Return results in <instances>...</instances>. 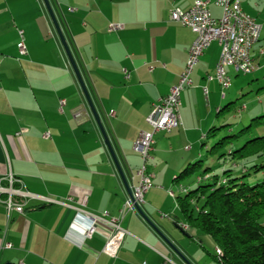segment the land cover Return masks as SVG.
Masks as SVG:
<instances>
[{"label":"crops","instance_id":"crops-1","mask_svg":"<svg viewBox=\"0 0 264 264\" xmlns=\"http://www.w3.org/2000/svg\"><path fill=\"white\" fill-rule=\"evenodd\" d=\"M50 1L123 170L137 185L142 160L134 143L151 129L147 117L178 82L196 38L192 29L170 20V10H188L196 0ZM205 1L212 16L221 17L217 0ZM241 2L261 25L251 51L258 65L251 74L261 88L264 0ZM111 24L124 27L109 31ZM19 30L25 56L18 49ZM220 53L213 41L195 66L181 94L182 124L155 133L148 163L153 186L142 206L193 264L212 240L199 229L183 228L188 224L172 189L179 172L201 160L200 144L228 100L220 83L208 79ZM232 68L230 77L241 74ZM245 109L248 118L263 116L264 98ZM8 172L22 178L34 197L11 219L0 203V264H163L165 257L169 264H188L138 211H128L122 221L127 235L116 257L103 252L107 222L98 221L92 236H85L86 215L119 216L129 194L44 0H0V185H7L2 178Z\"/></svg>","mask_w":264,"mask_h":264},{"label":"built area","instance_id":"built-area-1","mask_svg":"<svg viewBox=\"0 0 264 264\" xmlns=\"http://www.w3.org/2000/svg\"><path fill=\"white\" fill-rule=\"evenodd\" d=\"M223 8L221 17L212 16L205 0H196L194 5L184 10L175 7L170 10V20L178 22L182 26L189 27L196 34V38L190 47L188 59L182 70L178 82L170 89L169 94L163 96L153 106L147 121L151 126L150 130L142 131L134 143V150L140 155L142 163L137 171L138 184L132 186V196H128L119 216H110L105 212L104 216L86 215L90 219L85 236L91 237L95 231L98 221H105L110 225V234L103 246V252L116 257L122 247L127 230L122 226V221L128 211H137L136 205L143 206L146 193L152 188L154 174L149 169V161L152 159V152L155 146L154 135L158 131H171L182 124L180 106L181 94L185 88L192 83V74L195 66L205 50L213 41H218L221 47L219 61L216 66L215 75L208 76V79H216L225 90L231 85V77L227 72L228 67H233L241 74H251L258 69L254 62L251 51L254 44L259 40L261 25L255 18L250 16L242 7L241 0H238V15H233L227 10L225 0H217ZM122 24H111L109 31L122 29ZM234 34H238V45H234ZM20 40L18 49L21 56L28 53L24 38V31L19 30ZM228 54H235V63H228ZM65 100H61L63 105ZM46 137L49 133L45 134ZM2 179L7 185H0V203L7 211L8 219H11L13 212L24 213L27 201L34 197L26 190L22 178L12 172H8ZM199 180L201 177L198 178ZM185 190V188H182ZM189 226H183L187 229ZM4 247L11 248V242H5ZM171 260L165 257L163 264H169Z\"/></svg>","mask_w":264,"mask_h":264},{"label":"trees","instance_id":"trees-1","mask_svg":"<svg viewBox=\"0 0 264 264\" xmlns=\"http://www.w3.org/2000/svg\"><path fill=\"white\" fill-rule=\"evenodd\" d=\"M262 117L254 118L241 134L250 136L253 122ZM216 130L215 127L211 128L207 136L215 135ZM230 153L243 159L263 156L264 136L249 137L241 147ZM201 167L202 160L189 164L175 181L190 176ZM252 168L263 170L264 164H255ZM209 171V167L205 168V174L199 176L201 179L198 181L213 179V183L200 184L186 195L178 196L183 218L190 228L199 229L213 238L216 247L221 250V255L214 256L220 264H264V223L261 221L264 217V181L251 185L247 180V167L243 168L242 176L236 177L232 176V170H227L221 180ZM202 200L204 202L200 205Z\"/></svg>","mask_w":264,"mask_h":264},{"label":"rangeland","instance_id":"rangeland-1","mask_svg":"<svg viewBox=\"0 0 264 264\" xmlns=\"http://www.w3.org/2000/svg\"><path fill=\"white\" fill-rule=\"evenodd\" d=\"M229 68L230 67L227 68V72ZM231 77V86L224 91L221 87L220 94H226L228 100L221 106V112L214 113L215 122L212 128H217L214 133L215 135L204 137L202 145L200 144L202 148L201 160L203 167L190 176L175 182L172 190L175 192L174 195L177 201L178 196L186 195L187 192L196 189L200 184L213 183V179L204 180L203 182L198 181L199 176L205 174L204 170L207 167L210 169L208 173L218 176L220 180L224 177V172L227 170H232V176L236 177L242 176L244 174L243 168L247 167V169H249L247 180L251 185L264 181V169L256 171L255 168H252L255 164H264V155L243 159L230 153V151L234 152V150L241 147L244 141L248 140L249 137L264 136V115L263 117L261 116L262 118L253 122V131L250 136L241 134V131L251 124L253 118L257 117L248 118L245 107H248V105L251 106V102L258 103L264 98V87L259 88L257 81H253L252 74H239V76H235L234 73H231ZM229 104L230 106L227 107ZM238 135H240V137H234ZM221 140H224L222 144L214 149L213 147ZM194 163L195 162H192V164ZM182 188H185V190ZM203 202L204 200L200 202V205ZM163 214L168 218L169 214L164 212ZM261 221L264 223V217ZM178 231L181 232L180 229H178ZM205 236L212 240V244L206 242L203 245L204 248L202 250H204L205 255L203 259L199 261V264H220L214 257L217 254V249L213 238L207 234ZM196 245L199 247V243H196ZM205 249L209 252H206Z\"/></svg>","mask_w":264,"mask_h":264},{"label":"water","instance_id":"water-1","mask_svg":"<svg viewBox=\"0 0 264 264\" xmlns=\"http://www.w3.org/2000/svg\"><path fill=\"white\" fill-rule=\"evenodd\" d=\"M44 3L46 5V7H47V10H48L51 18H52L53 24H54V26H55V28L57 30V33H58V35H59V37L61 39V42H62V44H63V46L65 48V51H66V53L68 55L70 63L72 65V67H73V70H74V72H75V74H76V76H77V78H78V80L80 82L81 88H82V90L84 92V95H85V97L87 99V102H88V104H89V106L91 108V111H92V113H93V115L95 117V120H96L98 126L100 127V130H101V132H102V134L104 136L105 143L107 144V146H108V148H109V150H110V152L112 154V157H113V159L115 161V164H116V166L118 168V171H119V173H120V175L122 177V180H123V182H124V184L126 186L128 194L130 196H132V186H131V184H130V182L128 180V177H127L125 171L123 170V167H122V165H121V163L119 161V158H118V156H117V154H116V152L114 150V147H113V145L111 143V140L109 138V135H108V133L106 131V128H105V125L103 123L102 117H101V115H100V113H99V111H98V109H97V107L95 105V102H94V100H93V98H92V96L90 94V91H89V89H88V87L86 85V82L84 80V77L82 75L80 67L78 65V62L76 61V58H75V56H74V54L72 52V49H71V47L69 45V42H68V40L66 38V35H65L64 31H63L62 25L60 24L58 16H57V14H56V12H55L50 0H44ZM136 209L142 215V217L158 232V234L165 240V242L168 243V245H170L171 248L183 260H185L188 264H193L185 256V254L182 252V250L177 245V243L174 240V238L167 233L166 229L163 226H159L151 217H149L145 213V211L143 210L142 206L136 205ZM7 264H12V263H7Z\"/></svg>","mask_w":264,"mask_h":264},{"label":"bare ground","instance_id":"bare-ground-1","mask_svg":"<svg viewBox=\"0 0 264 264\" xmlns=\"http://www.w3.org/2000/svg\"><path fill=\"white\" fill-rule=\"evenodd\" d=\"M225 6L227 7V10H229L231 14L238 15V0H225ZM234 45H238V34H234ZM228 63H235V54H228ZM183 226H188V225H183ZM216 249H217V254L221 255L220 248H216Z\"/></svg>","mask_w":264,"mask_h":264}]
</instances>
